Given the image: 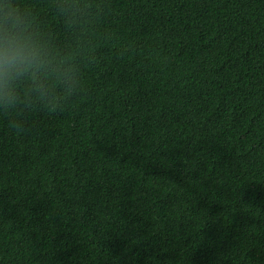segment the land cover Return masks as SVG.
<instances>
[{"label": "trees", "instance_id": "16d2710c", "mask_svg": "<svg viewBox=\"0 0 264 264\" xmlns=\"http://www.w3.org/2000/svg\"><path fill=\"white\" fill-rule=\"evenodd\" d=\"M106 3L79 106L0 124V264H264V0Z\"/></svg>", "mask_w": 264, "mask_h": 264}, {"label": "clouds", "instance_id": "9594fccd", "mask_svg": "<svg viewBox=\"0 0 264 264\" xmlns=\"http://www.w3.org/2000/svg\"><path fill=\"white\" fill-rule=\"evenodd\" d=\"M108 7L106 0H0V124L22 135L40 111L79 106L97 42L110 37Z\"/></svg>", "mask_w": 264, "mask_h": 264}]
</instances>
